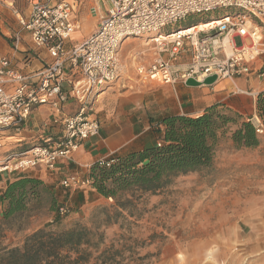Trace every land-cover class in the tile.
<instances>
[{
  "label": "built area",
  "instance_id": "obj_1",
  "mask_svg": "<svg viewBox=\"0 0 264 264\" xmlns=\"http://www.w3.org/2000/svg\"><path fill=\"white\" fill-rule=\"evenodd\" d=\"M28 1L30 15L21 24L36 46L49 51L52 62L32 80L10 58L0 55V150L5 145L4 132L20 131L38 106L49 108L62 136L9 154L0 161V172L26 173L38 166L53 171L60 161L72 160L83 140L100 134L94 105L127 72L121 50L130 38L148 36L147 44H154L148 63L140 60L144 51L129 53L135 73L146 84L168 85L176 92L177 85L189 78L204 82L217 76L216 83L228 81L236 93L256 97L254 90L237 81L264 80V0H95L90 12L98 19L96 29L71 48L66 42L75 30L72 16L78 0ZM220 10L225 12L214 18ZM194 15H208L209 27L196 30L194 24L191 31L181 26ZM183 57H188L185 63ZM70 101L77 102L78 109L67 114ZM248 120L258 135H264L257 111ZM113 156L98 162L109 167ZM61 185L91 188L92 180L89 175L73 176ZM57 210L60 215L69 212L64 205Z\"/></svg>",
  "mask_w": 264,
  "mask_h": 264
},
{
  "label": "rangeland",
  "instance_id": "obj_2",
  "mask_svg": "<svg viewBox=\"0 0 264 264\" xmlns=\"http://www.w3.org/2000/svg\"><path fill=\"white\" fill-rule=\"evenodd\" d=\"M224 12L216 11L214 18ZM209 20L208 15H194L181 26L189 27ZM147 37L125 41L122 57L130 51H144L140 60L150 62L154 44H147ZM74 38L75 34L68 41ZM237 44H241L239 38ZM187 59L183 57L181 62L185 63ZM128 74L134 75L131 68ZM237 82L246 89L252 88L244 79ZM150 86L153 89L169 88L176 97L171 86ZM195 89L194 94L201 97L203 86ZM209 89L212 94L228 96L231 100L242 95L248 97V94L236 93L228 81H220ZM230 136L228 133L218 142L212 167L180 176L158 194L143 195L132 216L125 212L109 226L101 227L107 245L114 244L116 248L124 245L123 254L119 256L122 263L264 264V135H259L257 147L250 148L236 147ZM17 173L0 172V182L4 174ZM58 191H61L58 195L63 192L61 186ZM70 191L73 193L69 200L62 199L56 208L48 202L39 209L33 205L26 218L13 222L2 219L0 202V248L22 245L26 235L42 227L62 230L77 222L96 225L105 219L101 209L113 210L114 200L96 190L78 188ZM61 205L69 209L67 214H58Z\"/></svg>",
  "mask_w": 264,
  "mask_h": 264
},
{
  "label": "trees",
  "instance_id": "obj_3",
  "mask_svg": "<svg viewBox=\"0 0 264 264\" xmlns=\"http://www.w3.org/2000/svg\"><path fill=\"white\" fill-rule=\"evenodd\" d=\"M256 108L264 122V90L257 96ZM155 131L160 146L115 155L109 167L98 161L91 166L92 188L114 200L112 211L100 210L105 216L103 221L93 226L77 222L62 230L39 228L26 235L22 245L1 247L0 264H124L119 258L124 245H107L102 226H109L125 212L132 216L143 195L158 194L178 177L212 167L222 136L230 133L238 148L260 144L254 125L224 102L208 106L196 117L166 115L157 122ZM0 202L4 222L26 218L33 205L38 209L45 202L53 209L57 205L44 180L30 175L9 182Z\"/></svg>",
  "mask_w": 264,
  "mask_h": 264
},
{
  "label": "crops",
  "instance_id": "obj_4",
  "mask_svg": "<svg viewBox=\"0 0 264 264\" xmlns=\"http://www.w3.org/2000/svg\"><path fill=\"white\" fill-rule=\"evenodd\" d=\"M94 1L74 2L72 20L75 25L73 32L75 38L71 42L67 40L68 48L83 41L96 29L98 19L90 12ZM30 11L31 3L28 0H0V55L10 58L14 67L35 80V75L52 62V57L46 48L34 44L29 31L21 24L20 20L28 19ZM82 27H85L84 32H81ZM122 60L128 64L129 54L126 57L123 56ZM129 68L133 70L134 75L128 74ZM241 79H244L248 86H252L251 89L257 94L264 90V80ZM150 85L143 83L131 63L128 64L127 72L117 83L108 87L94 105L95 115L101 122L100 134L83 140L72 160L60 161L53 171L44 166H38L26 173L18 172L16 175L8 174L7 176L4 174L0 182V197L9 182L22 175H30L44 180L59 204L62 199L70 198L73 193L70 191L71 188L61 185L62 180L73 176H88L91 166L99 159L112 155H124L156 145L158 133L155 128H157V122L166 115L182 114L196 117L208 106L219 102H227L226 104L248 119L257 111V96L242 95L231 100L228 96L212 94L209 89L211 86H203L204 92L199 97L194 94L197 90L195 88L202 86L191 87L180 82L176 92L174 91L175 97L169 88L153 89ZM65 108L67 114H72L77 111L78 104L70 101ZM52 119V113L47 106H38L20 131L13 129L5 131V145L0 150V161L9 154L19 153L34 145L60 138L62 128L53 125ZM160 128L162 129L163 126L160 125ZM60 186L64 193L58 195V192H61L58 191ZM90 190L95 191L92 187ZM68 192L69 195H67Z\"/></svg>",
  "mask_w": 264,
  "mask_h": 264
},
{
  "label": "water",
  "instance_id": "obj_5",
  "mask_svg": "<svg viewBox=\"0 0 264 264\" xmlns=\"http://www.w3.org/2000/svg\"><path fill=\"white\" fill-rule=\"evenodd\" d=\"M216 81H217V76L208 77L204 80V82H200L194 78H189L186 82V85L191 87L211 86L215 84Z\"/></svg>",
  "mask_w": 264,
  "mask_h": 264
},
{
  "label": "bare ground",
  "instance_id": "obj_6",
  "mask_svg": "<svg viewBox=\"0 0 264 264\" xmlns=\"http://www.w3.org/2000/svg\"><path fill=\"white\" fill-rule=\"evenodd\" d=\"M209 22V21H208ZM208 22H202L200 24H197V27L195 28L196 30H205L207 27H209V23ZM190 27V30L192 31L194 28H192L191 26ZM187 31V30H186ZM148 39V38H147Z\"/></svg>",
  "mask_w": 264,
  "mask_h": 264
}]
</instances>
